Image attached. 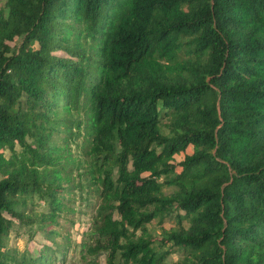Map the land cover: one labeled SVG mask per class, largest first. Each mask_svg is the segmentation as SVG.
<instances>
[{
    "label": "trees",
    "instance_id": "obj_1",
    "mask_svg": "<svg viewBox=\"0 0 264 264\" xmlns=\"http://www.w3.org/2000/svg\"><path fill=\"white\" fill-rule=\"evenodd\" d=\"M79 199L88 264H264V0H0V264Z\"/></svg>",
    "mask_w": 264,
    "mask_h": 264
},
{
    "label": "rangeland",
    "instance_id": "obj_2",
    "mask_svg": "<svg viewBox=\"0 0 264 264\" xmlns=\"http://www.w3.org/2000/svg\"><path fill=\"white\" fill-rule=\"evenodd\" d=\"M18 41L20 42V40ZM166 131L168 132V129H166ZM17 150L18 151L21 150L20 146H17ZM192 152H193V148H189L186 152L175 155V162L179 164V162H181L184 159L186 153L191 154ZM11 153L12 152L9 149L5 150V154L8 158L11 157L12 155ZM41 204L42 203H40L37 200L34 201L28 200V203L26 205L27 214H33L32 212H40L46 210V207ZM75 208H76V214L73 216V218L75 219V226L72 229H68L64 232L66 234L70 233L72 244L70 245V249L68 252L69 255L66 259V263L63 264H88L86 263L87 261L80 256L79 247H77L76 249H74V247L77 242L79 243L81 241L82 232L86 230L87 227H89L88 224L90 217L87 214L80 213L81 212L80 210H86V207H84L80 199L77 200V202L75 203ZM87 212L90 211L87 210ZM167 226H172V225L169 224ZM29 228L30 225H23L20 222H17L14 228L11 230L9 246L12 249H16L17 253L22 254L24 252H28L32 256H36L38 255L41 249V244H38L36 241L29 240V234H28ZM151 231L153 234L158 236L161 232V224L157 222L153 223L151 225ZM47 244H52V241H47ZM98 259L100 261V264H107L106 255H102L98 257ZM179 259H180V254L175 253L168 258L167 262L168 264H170Z\"/></svg>",
    "mask_w": 264,
    "mask_h": 264
}]
</instances>
